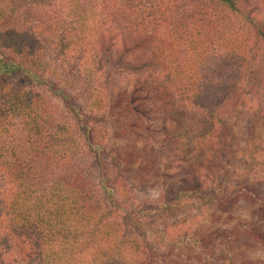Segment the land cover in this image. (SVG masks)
Returning a JSON list of instances; mask_svg holds the SVG:
<instances>
[{
    "label": "trees",
    "instance_id": "1",
    "mask_svg": "<svg viewBox=\"0 0 264 264\" xmlns=\"http://www.w3.org/2000/svg\"><path fill=\"white\" fill-rule=\"evenodd\" d=\"M129 71L151 97L113 93ZM142 102L176 177L147 208L111 130ZM246 107L264 114V0H0V264H264V185L239 179L263 141L238 150L225 121Z\"/></svg>",
    "mask_w": 264,
    "mask_h": 264
},
{
    "label": "rangeland",
    "instance_id": "2",
    "mask_svg": "<svg viewBox=\"0 0 264 264\" xmlns=\"http://www.w3.org/2000/svg\"><path fill=\"white\" fill-rule=\"evenodd\" d=\"M114 80L113 93L122 89L126 93L135 92L136 94L134 95L138 97H141L144 93L149 95V97L153 95L146 78L139 73L124 72L120 77L114 78ZM142 82L143 84H141ZM138 88L140 91L136 90ZM139 109L141 110V116L135 114L119 119L118 124L114 123L111 125V130L116 129L117 126L122 128L119 130L121 135L119 136L118 144H121L128 152L133 150L137 156L135 161L139 170L129 176L130 187L136 195L137 204L147 208L158 205L161 202L166 188L176 182V177H174L172 170L170 152L163 141L160 122L156 118L157 114H154L145 102L140 103ZM225 121L227 122L226 126L236 138L238 150L243 149L242 141L246 137V131L249 126H254L251 134H253L254 130V135L261 137L262 146H264V114L258 113L255 107H250V109L246 107L237 111L231 110L227 114ZM229 140L230 136L223 135V132L220 131L213 159L214 163H220L221 166H225L228 159L225 143H228ZM254 155L260 160L264 158V153L260 150L254 152ZM111 178L113 177L110 176ZM239 179H246L252 185L262 188L264 185V167H256L248 172H242L239 175ZM235 216L240 219H247L245 217V208L243 206L237 208ZM204 218L193 213L187 217H180L179 220L169 219L166 222V226L170 228L169 225L178 222L176 227L172 226V229L181 234L186 229H197L204 225ZM262 255V252L258 251L254 257H262Z\"/></svg>",
    "mask_w": 264,
    "mask_h": 264
}]
</instances>
